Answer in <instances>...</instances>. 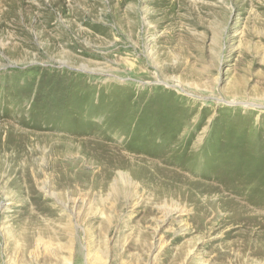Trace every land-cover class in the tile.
Instances as JSON below:
<instances>
[{"label": "rangeland", "instance_id": "1", "mask_svg": "<svg viewBox=\"0 0 264 264\" xmlns=\"http://www.w3.org/2000/svg\"><path fill=\"white\" fill-rule=\"evenodd\" d=\"M173 260L264 264V0H0V264Z\"/></svg>", "mask_w": 264, "mask_h": 264}, {"label": "bare ground", "instance_id": "2", "mask_svg": "<svg viewBox=\"0 0 264 264\" xmlns=\"http://www.w3.org/2000/svg\"><path fill=\"white\" fill-rule=\"evenodd\" d=\"M211 221V220H210ZM238 223V222H237ZM197 233H199L200 234V239H204V237L206 236L205 234H204V232H203V229H202V227L201 228H198L197 229V231H196ZM213 234V233H212ZM182 253H183V251H181L180 252V255L182 256ZM181 256H178V258H181ZM174 261V260H173ZM182 261V260H181ZM171 264H176V262L174 261L173 263H171Z\"/></svg>", "mask_w": 264, "mask_h": 264}]
</instances>
